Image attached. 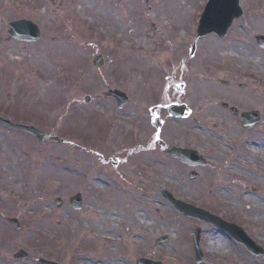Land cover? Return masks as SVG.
Instances as JSON below:
<instances>
[{
  "label": "rangeland",
  "instance_id": "rangeland-1",
  "mask_svg": "<svg viewBox=\"0 0 264 264\" xmlns=\"http://www.w3.org/2000/svg\"><path fill=\"white\" fill-rule=\"evenodd\" d=\"M16 1L25 3L23 11L12 6L14 0H0V35L10 23L27 19L41 28V37L20 43L6 33L3 39L11 48L5 58L27 67L38 80L30 83L39 91L33 113L48 117L49 134L63 142L0 133V174L6 177L0 191L10 216L20 203L28 208L24 217L42 227L38 233H47L41 242L48 245L49 260L136 264L143 257L196 264L192 235L199 227L210 264H264V258L236 244L212 241V226L183 215L160 195L169 191L236 222L264 247V49L255 39L264 35V0H241L244 14L227 35L199 39L193 54L208 0H90V8L85 0ZM163 38L173 39L171 55ZM99 53L107 59L102 69L93 64ZM172 67L178 76L177 103L190 110L181 119L167 109L175 103L167 85ZM112 88L131 94L126 109L104 96ZM223 103L240 113L257 110L262 121L245 129ZM156 118L164 123L160 131ZM159 137L209 158L207 167L196 169L199 188L189 179V167L161 151ZM78 193L81 210L70 203ZM115 214L122 220H111ZM133 229L139 231L136 238ZM28 232L21 239L14 230L6 239L17 246L37 241ZM163 236L169 242L158 245Z\"/></svg>",
  "mask_w": 264,
  "mask_h": 264
},
{
  "label": "flooded vegetation",
  "instance_id": "flooded-vegetation-1",
  "mask_svg": "<svg viewBox=\"0 0 264 264\" xmlns=\"http://www.w3.org/2000/svg\"><path fill=\"white\" fill-rule=\"evenodd\" d=\"M146 3L149 2V0H145ZM159 27L155 26V31H153L154 34L159 32ZM75 32V31H74ZM161 44L164 48L167 49L168 53L171 55L172 52H174L171 48L173 46V39L167 38L162 40ZM13 46V45H12ZM8 48H11L10 45L7 46V41L3 39L2 36H0V116L9 119L15 123H20L24 125H32L35 126L41 130H44L49 133V118H40L36 116L33 112H35L36 103H34L33 100L38 101L39 95L37 94L39 91L33 87L30 83L31 82H37L38 80L31 75V72L28 71L27 67H20L17 62L13 61V59H8L6 61L5 55L6 50ZM168 54V55H169ZM154 57V54L151 56ZM10 63L11 65V71L6 73V66ZM170 63V62H169ZM20 64V63H19ZM173 64V63H170ZM21 65V64H20ZM22 66V65H21ZM166 68H169L170 65H166ZM18 68H21L20 71H17ZM22 69H25V71H21ZM172 67V76L169 77V80L167 82V85L171 87L172 93L170 92V95L172 97L173 94H175V100L172 102L177 103L179 98L176 90H177V82L176 78L178 76L173 74ZM15 71V72H14ZM5 72V73H4ZM19 72V73H17ZM16 73L18 75H16ZM48 79V87L46 88L47 93V100L49 101V76ZM163 84V83H162ZM171 91V90H170ZM37 95V97H36ZM178 96V97H177ZM132 101V99H131ZM131 103L129 102V105ZM34 106V107H32ZM0 133L3 132H14L17 133V135L24 136V137H34L38 140V138L34 135H31L27 132L15 130L8 128L2 124H0ZM166 143L170 146L176 145L174 142H168V139H166ZM170 140V138H169ZM49 168V165H48ZM5 176L0 174V187L1 182L4 179ZM6 178V177H5ZM48 178H49V171H48ZM202 180L199 178L195 181L196 188H199L198 185L199 181ZM49 184V179H48ZM195 188V189H196ZM212 192V191H211ZM5 196L2 194V191H0V264H22V263H33V264H42L41 259H45L49 261V248L47 247L46 243L43 242H33V243H26L25 246H20L17 243L11 244L10 242L6 241V221L9 219L11 214H9L8 211H10L7 208ZM15 212L14 216L19 218V222L23 228L18 230L17 227H14L10 224L9 228L17 232L18 236H22L23 233H27L29 229H40L36 225L33 224L32 221H29L28 219L22 220V209L17 207L14 208ZM14 229V230H13ZM208 231L212 234L210 239L212 241H218L220 244L228 245L229 242L232 244H237L230 236L229 234L220 231L219 229H208ZM203 231H202V237H201V246L203 244ZM226 239V242L224 241ZM210 241H207L208 245ZM239 245V244H237ZM17 246V247H16ZM212 246V245H210ZM213 247V246H212ZM20 250L25 251V255L27 258L18 259L16 260L13 255ZM218 253L217 256H221L222 259L225 257V253L221 250H216ZM202 264H210L209 259L207 258V255H205V260Z\"/></svg>",
  "mask_w": 264,
  "mask_h": 264
},
{
  "label": "water",
  "instance_id": "water-1",
  "mask_svg": "<svg viewBox=\"0 0 264 264\" xmlns=\"http://www.w3.org/2000/svg\"><path fill=\"white\" fill-rule=\"evenodd\" d=\"M239 1L240 0H209L206 9L202 15L200 25L198 28L199 36L206 35L210 32H216L218 35L224 36L230 25L233 23L234 19L241 16V14L243 13ZM10 27L11 29L9 34L18 39L35 40L39 37L38 28L35 25H33L31 22L19 21L12 23ZM258 41L259 44L264 47V37L263 36L258 37ZM108 95L117 98L119 100L120 106H122L127 100V96L119 91H111L108 93ZM184 110L185 109L183 106L171 107V112H173L174 115H183ZM243 118H247L250 124H254L255 122L258 121V114L251 113L248 115H244ZM0 121L10 126L25 129V127L14 125L9 121L2 120L1 118ZM34 133L37 134L39 138L44 139L45 135L39 132L38 130H34ZM49 140H55L57 142H61V140H59L56 137H49ZM171 153L179 157L183 161H188L189 156H191L192 158L194 157L192 153L183 150L174 149L171 151ZM192 176L195 177V175ZM164 195L177 209H179L181 212L187 215L208 220L209 222L215 224L216 226L222 229H238V228H234L233 226H229L225 224L221 219L208 213L205 210L195 208L191 205L175 200L170 194L164 193ZM58 202L59 204H61V201ZM72 204L74 207L80 208L82 204L81 196L77 195L75 198H73ZM232 233L237 236L238 230H232ZM240 233L241 235L239 237V240L243 241L252 252L256 253L257 255L264 254V251L260 247L255 245L253 241L247 239V237L241 231ZM167 240H168L167 238H163L160 242L162 243L167 242ZM196 249H198V246H196ZM49 264H56V263L49 262ZM139 264H150V263L149 261L143 260V261H139Z\"/></svg>",
  "mask_w": 264,
  "mask_h": 264
},
{
  "label": "bare ground",
  "instance_id": "bare-ground-1",
  "mask_svg": "<svg viewBox=\"0 0 264 264\" xmlns=\"http://www.w3.org/2000/svg\"><path fill=\"white\" fill-rule=\"evenodd\" d=\"M90 0H85V3H86V5H87V7L88 8H90ZM11 4H14V5H12L17 11H23L24 10V5H25V3H21V2H17L16 0H14V2H12ZM110 219L111 220H113V221H117V219L118 220H122V218H119V217H117V215L115 214V215H111L110 216ZM115 221V222H116ZM138 233H139V231L138 230H136V229H133V231L131 232V236H133V237H137V235H138ZM112 258H116V259H118L116 256H112Z\"/></svg>",
  "mask_w": 264,
  "mask_h": 264
}]
</instances>
